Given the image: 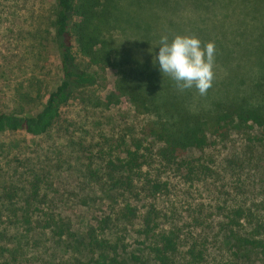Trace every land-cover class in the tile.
Listing matches in <instances>:
<instances>
[{
    "label": "rangeland",
    "instance_id": "1",
    "mask_svg": "<svg viewBox=\"0 0 264 264\" xmlns=\"http://www.w3.org/2000/svg\"><path fill=\"white\" fill-rule=\"evenodd\" d=\"M162 1H120L122 8L115 12L106 36L113 45L110 48L115 57L113 65L106 69L101 84L77 94L76 100L63 110L54 130L42 137L24 132L0 135V264H55L79 256L66 243L57 242L50 232L27 229L22 220L26 199H30L33 185L38 183L40 194L46 198L32 201L33 207L41 212L49 208L56 214L62 211L80 231L104 217L109 200L100 187L107 183L106 165L111 156L115 159L121 154L125 140L131 143L143 139L142 130L148 121L120 92H116L118 105L111 108L104 105L115 91L119 75L149 84L151 70L161 83L167 84L169 78H164L153 64L161 35H194L204 43L214 42L213 84L217 89L228 90V98L249 92L252 81L262 70L259 63L264 62V0H250L257 9L251 13L243 9L241 0H229L232 6L227 9L214 7L206 12L200 8V0ZM53 8L54 0H0V112H12L23 106L26 114H34L59 85L61 75L56 57L48 52L42 56L34 52L38 45L36 36L45 35L47 30L52 32ZM163 27L168 29L167 33ZM151 28L153 33L147 30ZM240 71L245 73L236 77ZM38 82L43 99L35 103L23 101L21 96L33 92V85ZM216 87L206 96L191 89L190 101L197 107H206L217 95ZM260 139L263 137L259 130H234L225 140L212 139V145L194 156L220 177L231 161L240 160L244 168L240 178H213L205 184L190 186L183 182L181 174L167 170L175 207L192 211L203 205L205 218L219 222L223 217L213 211L216 206L224 202L233 205L237 201H260L264 191V144ZM94 171H98L97 177H93ZM146 203L142 201L137 206L143 211ZM118 231L121 228H113L112 239L114 242L121 238L122 257L144 249L143 239L136 233L125 236ZM38 238L42 239L40 251L31 242ZM27 243L30 246L25 247ZM214 247L211 241L210 249ZM213 256L211 260L215 259Z\"/></svg>",
    "mask_w": 264,
    "mask_h": 264
},
{
    "label": "trees",
    "instance_id": "2",
    "mask_svg": "<svg viewBox=\"0 0 264 264\" xmlns=\"http://www.w3.org/2000/svg\"><path fill=\"white\" fill-rule=\"evenodd\" d=\"M120 1L54 0L52 32L47 30L45 35L36 36L38 45L34 52L40 56L48 52L56 57L60 83L34 114H26L23 106L12 112H0V135L17 132L34 137L47 135L58 126L63 110L76 100L78 93L103 82L106 69L115 59L110 51L112 42L109 39L108 43L106 36L115 12L122 8ZM221 1L226 3L200 0L199 6L205 12L232 6L229 0ZM240 3L247 12L257 11L250 0ZM163 29L167 33L168 29ZM147 30L153 33L154 29ZM259 64L262 70L246 95L228 98V90L217 89L213 84L208 93L215 86L217 95L206 107H197L190 101L191 89L181 92L170 79L167 84L161 83L147 67L145 71L152 74L147 78L151 79L149 84L119 75L115 91L109 94L104 106L118 105L116 92H120L148 121L142 130L143 139L131 143L125 140L121 154L115 159L111 156L106 165L107 183L100 190L109 200L107 213L80 231L62 211L56 214L49 208L41 212L33 207L32 201L46 198L40 194L38 183L33 185L27 206L22 210V220L29 231L50 232L57 242L66 243L79 253L55 264H264V191L257 203L237 201L216 206L213 211L223 217L216 222L212 214L211 218H205L203 205L192 211L176 208L172 183L166 177L167 170L178 172L190 186L205 184L213 178L241 177L244 168L240 160L231 161L220 177L194 156L212 145V139L225 140L234 130H259L263 137L260 143L264 144V62ZM240 72L236 77L245 73ZM40 86L39 82L34 84L33 92H27L21 99L30 103L43 99ZM160 167L165 170L160 171ZM93 173V177L98 176V171ZM142 201L147 202L143 211L137 206ZM114 227L121 228L118 231L121 235L136 233L143 239L144 249L122 257L121 238L114 242L112 239ZM41 240L31 241L37 251ZM211 241L214 250L210 249ZM28 246L27 243L25 247ZM213 254L215 259L211 260Z\"/></svg>",
    "mask_w": 264,
    "mask_h": 264
},
{
    "label": "clouds",
    "instance_id": "3",
    "mask_svg": "<svg viewBox=\"0 0 264 264\" xmlns=\"http://www.w3.org/2000/svg\"><path fill=\"white\" fill-rule=\"evenodd\" d=\"M153 55V64L163 77L174 82L184 92L195 89L206 96L215 78L216 45L204 43L194 35L177 34L159 37Z\"/></svg>",
    "mask_w": 264,
    "mask_h": 264
}]
</instances>
